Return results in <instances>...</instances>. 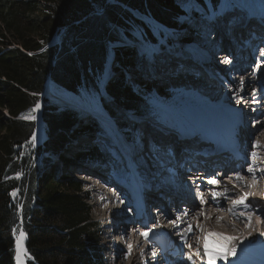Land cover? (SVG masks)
I'll use <instances>...</instances> for the list:
<instances>
[{
  "label": "trees",
  "instance_id": "1",
  "mask_svg": "<svg viewBox=\"0 0 264 264\" xmlns=\"http://www.w3.org/2000/svg\"><path fill=\"white\" fill-rule=\"evenodd\" d=\"M134 12L152 17L162 26L182 28L178 17L183 11L176 0H0V264H14L12 229L19 220L18 204L26 245L34 259L28 264H102L100 230L91 216L90 196L82 191L83 183L56 166L46 168L51 162L48 156L69 161L63 151L74 136L77 114L48 111L41 115L39 125L17 118L34 109L39 98L32 94L43 92L49 74L68 90L97 91L94 80L106 67L108 44L119 41L115 29L143 25ZM62 29L67 32L59 50L46 48ZM144 30L152 39L149 30ZM5 34L13 41L5 42ZM120 51L126 59L119 58ZM115 55L116 63L128 65V49ZM107 90L124 110L150 114L146 100L151 94L145 97L125 85L124 75L110 82ZM40 129L46 134L35 150L32 135L37 137ZM73 155L92 162L104 160L97 148L90 154L79 151ZM38 157L41 162L36 163ZM19 173L20 181L8 179ZM16 190L19 200L13 203Z\"/></svg>",
  "mask_w": 264,
  "mask_h": 264
},
{
  "label": "rangeland",
  "instance_id": "2",
  "mask_svg": "<svg viewBox=\"0 0 264 264\" xmlns=\"http://www.w3.org/2000/svg\"><path fill=\"white\" fill-rule=\"evenodd\" d=\"M176 1H177L178 6L183 11L182 16H180L178 18L179 23L181 25L183 24L182 25V28H183L182 31L167 30L168 28L166 29V27H164V26L162 27L164 29H162L161 28L162 25L160 23H158L157 21H155L153 18L146 16V15H141V14L136 13V12L132 13L133 15H135L137 17V19H139L140 21H142L144 23V26L147 29H149V31H152V34L154 35V36L152 35L153 38L154 37L158 38V42L156 44L149 43V41H147V39L145 41L144 40L141 41V37H142L141 34H144V30L143 29L139 30V28L135 24H132V25L129 24L127 26L129 28H127L125 30L123 28H120V29L116 28L115 29L116 34L119 38L120 43L124 44V45L127 44L126 46H130V50H128L129 55L127 58L128 59V65L121 66L118 63H116L117 59L112 53L113 46L112 45L110 46V44H108V49H107L108 50V57H107L106 67H105L104 71L101 72L100 76L96 77V79L94 80L95 82H98V84H97L98 87H99V85L103 87V83H104L106 78H107V80H109V83L110 82L112 83V82H115L117 77H119L121 74L124 75L125 85H131L137 93L143 94V96H145V97H146L147 93L151 94L150 97L146 100L147 101L146 103L150 107V109L152 108L153 110H155L157 112L158 117H159L158 121H160V123L156 122L154 120L155 118L152 119L149 116H147L146 114L139 115V114L134 113V112L125 111L124 109L120 108L114 102V100H112L108 95L105 94V96L103 97L102 95H100L101 93L100 94L97 93L96 90H94V89H87V88L86 89H84V88L80 89L79 92L82 91L84 94L83 98L78 97L77 95L74 94L75 98H77L82 103H85L89 107L97 110L98 114H100V116H102L103 118L111 117L113 120L116 121L115 125L126 126V127L128 126L129 130H127V129H125V130L127 131V134H129L131 136H134V135L137 136L138 134H133L134 130L130 127V125L136 127L138 123H139L138 133L140 132V134L142 136H143V134H142L143 132H144L145 136H146V133L154 135L155 132L158 135H160V137L164 136V134L161 133L158 129L152 128V126L149 123L152 122L156 125H161L163 123H166V125H169L168 123H171L173 120H175L173 118V115H175L174 112L177 109L184 110V109H191L192 108L194 110L196 107H198V104H200V102L197 100L189 99V97H187L185 94H183V92H181V89H180L183 85H191L192 84L194 87L195 83H197L196 81L178 80L180 75H182V74H178V76H177L178 78L176 79L177 81L171 80L168 78H163V79H161V80H163L162 83L157 84L156 82L152 81L155 79L151 80L150 67L159 66V65H162V66H168L169 65L168 67H176L177 69L183 68V67H185L187 69H189V68L191 69L193 66L197 68V66H195L191 62L190 57H192L193 60H194V57H199V52H202V49L199 48L200 46H202L200 44H203L204 42H206V44H208L209 49H214V48L219 49V48H217V47H219V46H217L219 42H215L214 39L210 41V36L207 37L208 40L205 38L202 39L201 37L203 36V33H204V35H206L208 33V30L210 31V29L216 28V24L218 22L220 23V19L222 21H225V22L229 19L227 21V25L230 26L232 23L233 25L231 28H233V30H235L237 28L238 21L233 18V16L231 15L232 12L239 13L241 16H244V15L246 16L249 13H251L253 11V9H255L257 7V6H255V2H258V1L263 2L262 0H258V1L257 0H227V1L224 0L222 4L224 5L226 2H228L227 9L223 14L217 13L215 15L216 17L213 19V21L218 19L216 21V23H212L209 25L207 24V26H205L206 23L204 22L205 24L202 23L203 26H200V24H198V26H196L194 19L198 21L197 23H201V20H198V17L201 16V19H203L202 21H207L206 19H208L209 17H213V13L209 12L206 7L205 8L201 7L198 3L194 2V0H176ZM222 4L220 3V6ZM100 12H101V9H98V13H100ZM195 15H198V17H195ZM230 17H231V19H230ZM235 18L238 19V17H235ZM241 25H242V23H241ZM223 26L224 25H221V27H223ZM204 28L208 29V30L203 32ZM159 31H162V35ZM65 32H67L66 29H62L60 32H58V34L56 32L55 35H57V36L54 35L55 39L52 42V43H54L53 47H57L58 50H59L61 43L65 37V35H64ZM174 33H176V35L180 34L179 35L180 37L176 36ZM182 38L183 39L189 38V43H194L196 45L199 44V45H197V48L199 49L198 52H197V48L195 50H193V49L190 50L188 47H185L181 42H179L180 39H182ZM133 39L136 40L137 42L139 40L140 41L138 42V44H135L132 42ZM6 41L12 42L13 38L6 35L5 42ZM10 45L14 46V43H11ZM11 48H13V47H10V46L8 47V49H11ZM38 53H41V52H38ZM110 53H111V58H110L111 60L108 59ZM219 53H222V52H219ZM119 58L121 60L126 59V58H124L122 51H120ZM197 59H199V58H197ZM218 60H219V58H218ZM143 63H145L146 65L143 66ZM210 65H212V66L214 65L213 64V58H211ZM217 65H219L218 62L216 64V66ZM142 68H143V70L145 68L146 74H143ZM199 69H202V68H199ZM158 73H161V72H158ZM159 76H160V74H159ZM155 81H160V78H159V80H155ZM161 90H164L163 94H161ZM86 91L89 93L88 95L85 93ZM46 92L50 93L51 95H53L55 93H59V94L64 93V95L66 94V91L62 90L60 92V90H58V89L54 90L53 83H52V88H50L49 91L46 90L45 93ZM201 93L204 94V91H201ZM210 93H213V92H210ZM220 95H218L216 93H213V94L205 93L204 94L205 97H209L212 100L213 99L214 100L219 99ZM243 97H245V96H242L241 98H243ZM98 100H99L100 104H99ZM36 102L40 105V107L38 109H36V105H37V103H36L35 107H34L35 111L32 110L30 113H27V115L24 114L23 116L29 117L32 114L38 115L39 119H38V122L36 123L38 125L41 124V115L42 114L47 113L48 111H49L48 113H62L64 111L63 108L68 107L67 105H63L62 103H60V105L64 106L63 108L61 106H57V105L55 106L54 104H52V101L49 99L44 100V99L40 98L39 101H36ZM55 102L58 103L59 101L55 100ZM241 103H242V99L233 100L232 103L231 102H225V104L220 102V103H217L216 107L221 108L223 106V108L220 112H227V111L232 109L233 105L241 104ZM171 104L178 106L177 109H175L172 106L166 108V106L171 105ZM105 105L108 106L110 110H105L106 109ZM204 105H207V106H204ZM213 105L203 104L202 106L204 107L203 109H205L206 107H210V109H213L214 108ZM201 108L199 107L197 111L202 110ZM48 109H50V110H48ZM206 110H209V108H206ZM77 113L87 115L88 112L84 113L82 111H77ZM204 113H206V112H204ZM4 114H5V116L9 117L6 114V112ZM88 114H90V113H88ZM92 115H94V114H92ZM87 117H90V116H87ZM94 118H97V117L94 116ZM134 119L140 120V122L137 120H134ZM76 121L77 122H75V125L73 126L74 136L71 139V143L63 151V153H64L63 157L65 156L69 161L65 162L63 160H60V158H58V156L57 157L56 156L50 157V156L46 155V156H48L49 160L51 161L47 164L46 168L49 169L50 167L56 166L60 169V172H62L64 174L73 175L75 180L83 183L82 184V191L87 192L90 196L88 204L92 207L91 216H92L94 222L97 223L96 224L97 230H100L98 247L101 251L102 258L104 259V260L102 259V264H112V262L109 261V255H110L111 251H109V249L107 248L108 246H110V248H112V245L107 244L108 242L106 240V237L110 233V231H108V230H110V228H109L110 225H113L112 223H114V221H115V220L113 221L112 217L116 216V214H113L111 216L108 213L106 215L105 211L107 210V208H110L112 206L114 208H116L117 211H119L118 206H120V208H121V206H122V204H120L121 201L120 202L116 201V199H114L113 197H111L109 195V192H108L109 188H104V190L103 189L100 190L98 188V186L96 185V182H92V183L84 182L83 181L84 177L82 175L85 173H88V174L93 173V174H97V175L102 173V175L107 176V174H109V172H119L121 169L117 165V164H119L118 162L116 164H114L113 160H115V158H119V159L125 161L127 164L130 162V160H128V154H127L129 147L132 149L131 151H133L134 153H139L140 157H142L143 153H144L143 149L144 148L146 149L148 146H147V143H145V141L142 140V138H143L142 136H141L142 138H140V140H142V143H144V146H145L144 148H141V147H139V145L135 144L133 147L138 149V150H136V149H133L130 145L125 144L124 134L117 131L115 126L112 127V125H113L112 122H111V124H108L110 126L109 130L108 129L99 130L98 126H96L95 128L92 127L93 126L92 123L95 124V122L89 121L88 118L77 117ZM202 121L206 122L205 120H202ZM194 122H196V121H194ZM261 123L264 125V118H261ZM184 124H189V123H184ZM170 125H171V127L170 126H167V127L172 128L174 130V123H171ZM262 132H263V135L261 137L262 141H260L259 147H255V148L251 147V149L253 151V149L256 150V148H258L259 162L264 164V128H263ZM39 133L37 134L36 142L34 145L35 150L37 149V146L39 145L41 140L44 139L46 131L44 129H40ZM108 133L111 135L110 137L107 135ZM126 136L128 138V135H126ZM170 136H175V135L171 134ZM105 137L109 138L110 141H106L104 139ZM113 140H115V141L113 142ZM111 141L114 144H111L112 143ZM142 143H140V144L143 147ZM95 148L99 149L100 153L104 157V160L102 162H99L98 164H96L97 163L96 161L92 162V161L81 160V159H77V158L73 157L74 156L73 154H76V152H79V151H81L82 154H85V153L90 154L93 150H95ZM34 158H35V152H34ZM34 158L32 159V162H34ZM39 161H40V159L38 157L36 159V163L37 162L39 163ZM112 175H113V173H112ZM242 175H243V177H247L246 173H244ZM260 178L262 180V177H260ZM97 179H99V178H97ZM129 183L133 184L134 179H132L130 177V182H128V184ZM256 191H257V193L260 192L262 194L263 187L260 186L259 188L256 189ZM110 197L113 199H111ZM135 199H136V195L134 196V201H135ZM15 200H16V203H18L19 196L15 197ZM113 201H114V203H112ZM20 206H21V204H20ZM124 211L123 212L119 211V212L123 213L121 215H124ZM119 214L114 219L119 217ZM109 220H111V221H109ZM247 224H250L249 226H251L250 228H252L253 233L254 232L259 233V232H257L259 229L256 225H254L251 222L250 223L248 222ZM217 225H219V224H217ZM252 225L254 226V228L252 227ZM208 226L210 228V225H208ZM105 227H107L108 229ZM204 228L205 227H203V231L207 232L208 227H206L207 229L206 228L204 229ZM240 230H239V232H232V234L236 233V235H238L236 237H239V235L242 234L240 232ZM226 236H229V235L226 234ZM258 243H259L260 247H262L264 250V240H260L256 244H258ZM126 252L127 251H125L124 253H126ZM120 257H121V255H120ZM241 263L243 264V262H241ZM125 264H131V258H127Z\"/></svg>",
  "mask_w": 264,
  "mask_h": 264
},
{
  "label": "bare ground",
  "instance_id": "3",
  "mask_svg": "<svg viewBox=\"0 0 264 264\" xmlns=\"http://www.w3.org/2000/svg\"><path fill=\"white\" fill-rule=\"evenodd\" d=\"M220 9L221 10L218 13L223 14L226 11L227 6H222V8H220ZM159 32L162 35V31H159ZM218 46H219L218 48H221L220 45H218ZM215 53L218 54V51L215 50ZM207 56L212 57L213 55H212V53L211 54L208 53ZM220 58H223V57H220ZM216 61H217V59H214L213 58V64L214 65L217 64ZM218 64L219 65H217V66H221L220 63H218ZM214 65H213V67H214ZM214 69L217 70V71H219L217 68H214ZM181 73H184V72H179V74H181ZM180 77H184V74L180 75ZM262 77H264V76H262ZM201 79L203 80V78H201ZM50 88H52V81L49 79L48 82L46 83L45 91L46 90L49 91ZM180 89H181V92H183V94H185L191 100H193V99L194 100H197L196 95H198L199 97H204V98L210 99L209 97H205L204 96L205 93L203 94V93H201V91L198 94V92H196V90H195V88L193 87L192 84L191 85H183ZM51 96H52L53 99L59 101L58 103H62L63 105H67V106H69L71 108L79 109L80 111H82L84 113L88 112L90 114H94L93 117L94 116L97 117L101 121V123L104 125L105 129H108V130L110 129V126L108 124H111V121H110L109 118H107V117L103 118L102 116H100V114H98L97 110H95V109L89 107L88 105H86L85 103H82L81 101H79L77 98L74 97L75 95H73V94H71L69 92H66L65 95H64V93H62V94L55 93V94H53ZM242 96H245V97L249 98L247 91H245L244 93H242L240 95L234 96L233 98L236 99V98L242 97ZM210 100H212V99H210ZM203 104L204 103L198 104V107H196L197 109L195 108L194 110L192 108L191 109H184V110L177 109L174 112L175 115H173V118L175 120L172 119L173 121L171 122V123H174V131L180 130L181 132H184L185 131V133H191L193 131H201L202 133L207 132V134H210L209 136H213V134H214L213 131H215V127L212 125L211 122H213V123H219V121H222L221 118H223V115H222L223 112H220L218 109H215L213 107H212L213 109H210V107H206V108H209V110H206V108L203 109L204 108L202 106ZM60 106L62 108L64 107L62 105H60ZM204 106H207V105H204ZM199 107L200 108L202 107L201 108L202 110L197 111ZM64 108H66V107H64ZM204 112H206L205 114H207V116L206 115L203 116V113ZM214 116H216V117H214ZM202 120H205L206 122H203ZM194 121H196V122H194ZM171 123H168L169 125H167V126H170L171 127V125H170ZM184 123H189V124H184ZM138 126H139V123L135 127L136 130H138ZM112 127H114V125H112ZM263 128H264V125L262 124L260 126L259 132L256 133V137L258 139H262L261 137L263 135V132H262L263 131ZM221 129L224 131V127H222ZM169 130H173V129L172 128H169ZM218 134H219V132H218ZM142 137H143L142 140H144V136H142ZM153 137H154V135L146 133L145 143H147V146H148L146 149H144V150H146V152H149L150 151L149 150V140L151 138H153ZM104 139L106 141H110V139L107 138V137H105ZM142 140H141V143H142ZM114 141L115 140H113V142ZM154 141L157 142L156 141V138H155ZM113 142L111 144H114ZM158 144L160 145L159 142H158ZM142 145H143V148H144L145 147L144 146V143H142ZM164 148L165 147H163V149ZM199 148L205 149V146H201ZM130 153L131 152H129V151L127 153L128 154V160H130V162L127 163L129 166L131 165V160H132ZM156 153L159 156H161V157H163L165 159L169 158L167 156V153L164 152V151H160V152H156ZM135 154L137 155L136 157L138 158V162L141 165V170L146 171L145 166H146V162L148 160L147 159H143L144 158L143 157L144 154H143L142 157H140V154L139 153H135ZM216 157L217 156L213 155V156L210 157V160H212V161L213 160H216ZM152 160H154V158L149 161L150 162L149 169L154 174H156L157 163H156V160L153 161V163H151ZM113 176H115V174H113ZM129 176L132 177V175H129ZM258 176H262L263 177V181H264V172L261 171ZM121 181L124 183V180H121ZM156 181L157 180L150 181V182L153 183V184H155ZM134 183H136V181H134ZM133 185L134 184L131 183V186H132L133 189H131V186L129 185V187H128L129 189L125 191L126 193L123 192L122 193V196H125L126 195L127 198H128V202L133 203L136 206L137 203H138V200H137V194H136V190H135L136 188H135V185L134 186ZM113 186L116 189H119L120 188V186H118V184H115ZM261 186L264 187V184L261 185ZM110 187L111 186L109 185V189H111ZM129 192H130V194H129ZM109 195L115 199V196L113 195V193L111 194V192H110ZM135 195H136V199H135V201H133L132 199H134V196ZM113 198H111V199H113ZM118 201L120 202L121 200L118 199ZM112 203H114V202H112ZM252 206L255 207L256 209H258V210L253 211V217L251 216L252 215V212L245 211L244 208H241L239 206H236V207L229 206L230 207V211L228 212V210H224L223 209V211L220 212L219 218L217 219V221L212 220L210 222L211 224L210 223H207V224H201L200 223L199 224V227H200L199 231L202 234H204L203 236L205 238H207L210 249H213L216 246L217 243H224V241L222 240V237H226V234L227 235H230V233L232 234V232H239V230L241 229L240 232L242 234L239 235V237H237V238H241L243 242L241 243L240 240L238 239V246H237L236 254L234 256H229V264H242L241 262H243V264H264V250H263L262 247H260L259 243L256 244L260 240H264V235H261V233L264 232V227L262 226L263 224H262V221H261V217L259 216L260 215L259 214L260 213L259 209L262 206L259 207L258 204L256 202H254V201L252 202ZM115 209L116 208H114L113 206L110 207V208H107V210L105 211L106 212V215L109 213V215H111V216L113 214H116V216H117V213L119 214V213L123 212L125 210V207H123V204H122L121 208L119 209V211H121V212H117V209L116 210ZM128 209H130V206L129 205H128ZM262 209H264V208L262 207ZM134 211L136 213H138V211H137L136 208L134 209ZM233 213H235V214H233ZM116 216H114L113 218H115ZM119 217H121L120 214H119ZM249 217H251V219H249ZM258 217H259V220H258ZM238 220L239 221H243L244 222L243 224H245L246 222L247 223L248 222L249 223L250 222L253 223L254 225H256L258 227L259 230L257 232H259V233H255V232L253 233L252 228H250L251 226L245 228L243 225H241V223L238 222ZM109 221H111V220H109ZM217 224H219V225H217ZM208 225H210V228H209ZM202 226L205 227V228L208 227L207 232H204L203 231V227ZM112 227H113V225H110L109 228L112 229ZM252 227L254 228L253 225H252ZM105 228H107V227H105ZM21 232L24 233L23 238L20 237V233ZM216 233H221L222 236H220V238H219L217 235H215ZM233 235L238 236V235H236V233H233ZM25 237H26V235H25L24 230H20L19 232H17L15 234L16 240L17 241L19 240V243H20L21 260L23 261V264H25V258H27V256L25 255L26 251H25V247H24ZM106 240L108 242L107 244H112V240H111V238L109 236L106 238ZM159 240L161 242H163V244H164L165 241L163 239V236H161V238ZM234 242H236V241H234ZM204 243H205V241H203V245H204ZM107 248L108 249H111L110 246H108ZM113 254L114 253L111 252L110 253V257H113ZM147 258H149V257L147 256ZM113 259L115 260V256L113 257ZM119 259H121V257ZM200 259L202 261L201 264H207V261H208L209 257L208 256H203V257H200ZM109 260H110V258H109ZM124 262L126 263V260H124Z\"/></svg>",
  "mask_w": 264,
  "mask_h": 264
},
{
  "label": "snow or ice",
  "instance_id": "4",
  "mask_svg": "<svg viewBox=\"0 0 264 264\" xmlns=\"http://www.w3.org/2000/svg\"><path fill=\"white\" fill-rule=\"evenodd\" d=\"M260 55L262 57H264V50H261ZM223 63H226V64L231 63V60L225 58L224 61H223ZM240 84H241V87H243V85H244L243 78H241ZM256 94L257 93L255 91H253L252 95H253V98H254V102H255V96H256ZM39 107H40V105L37 103L36 109H38ZM33 111H35V109H33ZM35 118L36 117L34 115L28 117V119H33V120ZM256 123H259V122H256ZM31 142H32L33 145H35V142H36V135H35V133H33V135H32V141ZM252 147L253 148L259 147V142L257 141L256 143H254L252 145ZM257 155L258 154L255 151H252L250 153V156H251V159H252L253 163L247 169V171L249 173H252L253 174V178L254 179H255V172H254V169H255V160L257 158ZM262 172H264V170H262ZM237 179L238 180H242L243 179V176L240 175L239 173H237ZM208 183L209 184H216L217 183V180L214 177L213 178H209ZM12 195H15V192H13ZM217 195H221V194L220 193L213 192L212 193L213 199H215V197ZM198 196L200 198L201 205H203L205 203V200L203 198V193H198ZM245 200H246V197H242L239 200H235V201H233V206L236 207V206H241L242 205L243 208L245 209V211H251V206L249 204H247L245 202ZM197 214L199 215V213H197ZM233 214H235V213H233ZM183 215H188L187 210L183 213ZM177 219H179V217H177ZM249 219H251V217H249ZM258 220H259V217H258ZM169 222L172 223L174 227L177 226L175 220H170ZM189 228H190V226H189ZM150 231L151 230L141 232V235L145 239H148L149 232ZM215 235L219 236L220 234L219 233H216ZM261 235H264V232H262ZM23 236H24V233L21 232L20 233V237L23 238ZM180 238L183 241L184 246L189 247V248L191 247L190 245L187 244V240H186V237L185 236H181ZM238 239L240 240L241 243L243 242L241 238H237V237H222V240L225 241V242L236 241ZM237 246L238 245L236 243H217L216 246L213 249H210L209 248L208 240H207V238H205L204 255L209 257V259L207 261V264H213V261L215 259H217V258L218 259H221V260H224V261H227L229 256H234L236 254ZM128 248H129V254H130V252H131V245L130 244L128 245ZM152 255H153V257L156 256V252H155L154 249L152 251ZM196 256H199V252L196 253ZM16 260H17V264H23V261L21 260V250H20L19 240L17 241ZM187 260L190 261L191 264H195V260L193 259V256L191 254H189L187 256Z\"/></svg>",
  "mask_w": 264,
  "mask_h": 264
},
{
  "label": "water",
  "instance_id": "5",
  "mask_svg": "<svg viewBox=\"0 0 264 264\" xmlns=\"http://www.w3.org/2000/svg\"><path fill=\"white\" fill-rule=\"evenodd\" d=\"M22 218V217H21ZM18 224H19V229H21V227H22V224H23V220H22V222H21V219L19 218V220H18ZM26 240H27V236L25 237V240H24V247H25V251H26V256L28 257H31L32 258V256L30 255V253L28 252V248H27V246H26ZM16 253H17V240L15 239V260H14V262H15V264H17V261H16Z\"/></svg>",
  "mask_w": 264,
  "mask_h": 264
}]
</instances>
